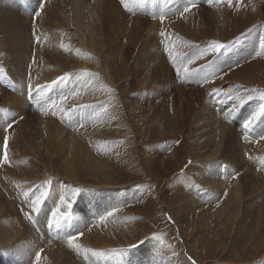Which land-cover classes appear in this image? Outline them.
<instances>
[{
  "label": "bare ground",
  "instance_id": "1",
  "mask_svg": "<svg viewBox=\"0 0 264 264\" xmlns=\"http://www.w3.org/2000/svg\"><path fill=\"white\" fill-rule=\"evenodd\" d=\"M116 1L0 0V51L4 50V55L0 57V264H197L201 260L196 259L195 262L193 253L198 252L190 251L188 246L190 256L183 251L179 242L169 241L166 245H160L154 242L153 237L138 243L131 248L132 251L124 248L106 250L107 245L113 243L112 238L105 235L107 220L113 225L126 223L127 220L128 213L117 207L122 204L117 195L129 196L127 192H134V189L110 188L106 185L99 187L98 191H88L78 186L72 187L70 175L75 172V163L72 159L60 163L63 154L66 158L73 157L70 152L66 153L69 145L75 156H85L74 159L82 161L86 167L95 164L102 166L109 178L107 160L114 158L121 165L120 161L135 160L134 156L152 176H159L162 164L176 162L179 157V146L168 157L162 156L167 152L162 151L163 143L143 146L145 129L151 128L158 133H178L176 126L186 121L183 109L185 101L189 100L190 108L193 106L191 110H195L196 103L185 94L187 90L184 93L171 92L174 90L173 84L176 86L177 69L185 72L183 66L192 64L193 59H188L186 50H192L197 38L202 37L213 10L202 2L197 3L200 10H193L192 16L179 14L175 19L163 21L157 29V26H152L149 15L152 1L144 0L145 5L132 2L131 8L137 13L129 18ZM248 1L254 4L255 11H259V0ZM237 4L240 5L235 11L240 13L245 3L240 0ZM30 6H35L34 17H38L34 26L36 38L31 35L33 15L26 10ZM200 11L207 15V19L199 17ZM227 18L225 13L219 15L217 20L226 25ZM51 19L56 24H69L65 46H61L63 40L59 33L63 31V26L54 27ZM259 27L263 28V25ZM105 30L107 33L104 34ZM110 33L119 36L118 45L104 49L102 40ZM16 37L22 38L29 47L14 45ZM44 40H48L45 46ZM249 46L252 47L251 44ZM118 48L122 49L120 61L116 60ZM81 49L85 53H81ZM243 49L245 44L235 48V52L241 54ZM64 53H67V59ZM160 53L168 57L173 65L170 70L175 73L170 74L164 65L156 63V54ZM91 58L94 59L91 61ZM68 64L70 67L86 64V68L93 65L96 71L91 73L92 76L85 69L80 74L81 78L76 80L74 77L76 83L72 86L69 81L73 74L64 70ZM124 74L127 78L121 81L128 82L121 85L118 80ZM225 76L223 74L222 77ZM232 77L234 73L229 74V78ZM135 83L140 86L141 92L133 97L130 90ZM217 94H221L220 100H205L203 109L198 113L200 127L206 126L202 130L203 134H207V139L203 145L195 142L192 146L195 156L202 155L201 147L205 146L204 155L212 158L208 166L199 164L200 170L194 176L207 191L197 192L195 187L186 185L182 174H176L174 177L178 180L180 192L178 211L181 208L195 210L203 202L210 204L209 200L216 197L213 188L220 190L224 196L238 190L243 194L258 190L257 180L263 173L257 172L254 165L261 163L264 168V138L260 140L264 135L261 128L264 127L259 123L264 115H258L249 127H245V123L253 113L259 112L264 101L252 98L244 104L241 97L237 99L236 94H226L220 88L213 95ZM62 96L67 99L61 100ZM222 100L228 106V112L222 109ZM128 102L150 104V108H131L128 115ZM176 102L180 103L178 108ZM80 103L84 113L79 111ZM109 103H115L121 112V115L113 116V120L109 119L113 114L111 110H104ZM106 117H109V122ZM124 117H129L132 125L127 121L121 123ZM130 126H133L134 133H108L112 127L122 130ZM253 135L258 137L254 139ZM251 146L254 151L252 158L249 156ZM88 154L94 157L86 158ZM250 177L256 183L247 186ZM40 180L42 182H38ZM235 182L237 188L234 187ZM43 191H47L48 195L43 197L39 210L33 211L31 201ZM61 197L67 207L61 205ZM57 206L62 212L67 211L68 215L59 225L50 227L48 221L52 219L51 214ZM87 223H93V227H96L94 232L85 228ZM79 233L82 235L73 242L79 247H70L68 237H76L78 235L75 234ZM129 253L144 256L136 255L137 258L133 260H125Z\"/></svg>",
  "mask_w": 264,
  "mask_h": 264
},
{
  "label": "rangeland",
  "instance_id": "2",
  "mask_svg": "<svg viewBox=\"0 0 264 264\" xmlns=\"http://www.w3.org/2000/svg\"><path fill=\"white\" fill-rule=\"evenodd\" d=\"M151 1L153 3L152 7L150 9L148 7L145 8V13L149 9V15L153 22L152 26H157V29L161 26L163 21L175 19L179 14L192 16L193 10H200L197 7L200 2L213 10L210 13L211 21L204 26L206 29L203 31L202 37L200 38L199 36L197 38L193 44L195 47L192 50L189 48L186 50L188 51V53H186L188 59H193L191 64L192 67L191 65L189 66V64L188 66H183L184 69L185 66L189 69L187 73L182 72V70L176 71V73L171 71L170 69L173 65L169 62L165 54H156L155 57L156 63H160L162 66L164 65L163 67L167 68L166 71H169L170 74H176L174 80L176 86L173 84L172 89L174 90H172L171 94H174V91L177 93H184V90H187L188 93L185 94L188 95L196 105L195 110L192 111L191 108L193 106L190 108L191 104L189 100L186 102L183 98L185 101L183 109L186 113V121L176 126V128H178V133H158V131L151 128L150 130L145 129L146 140L142 145L153 146L163 143L162 151H167L162 155L163 157H168L174 153L179 146V150L177 151L179 157L175 160L176 162H166L162 164L159 168L161 173L159 176H152L149 170L134 156L135 160L120 161L121 165L117 164L114 158H111L110 161L107 160L106 163H108V171L111 177L109 178L104 173L102 166H97L96 164L92 166L89 163L90 167H86V164H83L82 161L74 159L85 158V156L83 154L75 156L72 153V146L69 145L66 147V153L70 152V155L73 157L66 158L63 154L60 163L67 162L70 159L75 163V172L70 175L72 179L70 184L72 187L78 186L82 188V190L88 191H98L99 187H105L106 185L110 188L134 189V192H127L129 196L122 197L117 195L121 198L122 203L121 205H117V207H120L119 209L124 213H128V215L126 223L122 221L123 223L120 225H113L108 223V220L107 223H105V235L111 237L113 240V243L107 245L105 248L106 250L124 248L128 249V251H132V247L138 245V243L144 242L149 237H153L154 242L160 245H166L169 241L176 242L177 244L180 243V247L188 256L191 255L189 250H195L198 254L193 253L195 257H193V259H195V262L201 259L196 262L197 264H264V168L261 163L254 165V169H256L257 172L263 173L258 179L259 181L257 180L258 190H256L255 193L243 194L241 190H238L236 192H231L228 196H224L221 194L220 190L213 188L212 190L215 192L216 197L209 200L210 204L207 205L203 202L197 209L189 211L184 208L178 211L180 192L177 184L178 180L176 181L174 177L176 174H182L188 187H195L197 192L199 190H206V187L197 183L194 176L197 175L201 166H208V162H210L212 158L204 155L206 152L204 151L206 149L205 146L201 147V152L203 154H196L195 156L192 146L195 142L198 145H203L207 139V134H203L204 130H202L206 126L200 127L198 113L203 109L206 103L205 100H220L221 94L213 95L217 89H222L226 94H236L238 97H241L244 104L252 98V100H259L258 98H260L264 101V0H259L258 2V4H260L259 11H255L254 4H250V1L247 2V0H243L245 5L240 13H236L235 11L238 5H240L237 4V1L240 0H231V4L228 3V0H192V3L196 5L195 7H189V0H163L162 2L159 0H149L150 3ZM116 2L120 9L124 11L126 18L137 13L135 9L131 8L132 2H134L133 0H127V8L121 3V0H117ZM44 3H46V1ZM143 5H145V2H143ZM186 7H189L188 11L184 10ZM30 8L26 7L28 13L33 15L31 16L32 21L30 24L32 27L31 35L32 38H36L37 33L34 26H36L38 17H34L36 12L35 6H30ZM225 13L228 16V22L226 25L220 24L221 21L217 20L218 16ZM138 15L140 16L141 14ZM199 17L203 20L207 19V15L203 14L202 11H200ZM50 23L54 27L63 26V31L60 30L62 32L57 30L54 31L60 33V38L63 40L62 45L65 46L68 38V31L70 30L69 24L63 22L61 24H56L54 19H51ZM260 25H263V28L259 27ZM41 27H43L42 24ZM243 27L245 28L243 29ZM255 31L257 32L254 33ZM105 33H107V30L104 31V34ZM118 39L119 36H112L111 33L108 34L106 38L102 40L104 49L117 46ZM14 41H16L14 45L17 47H29L20 37H16ZM47 42L48 40H44V46ZM213 42H218L224 45V47L218 52H212L208 49H210ZM244 44L245 49H243L241 54L235 52V48L241 47ZM250 44L252 46L251 48L249 46ZM196 47H200L198 50H202L198 51ZM206 50H208L207 54L201 56V53H204ZM3 51L4 50L0 51V57L4 55ZM81 53L85 52L81 49ZM116 53V60L120 61L122 49H116ZM192 54H194V56ZM198 56L200 57L199 59H197ZM64 57L65 59L68 58L67 53H64ZM94 58H91V61ZM85 69L89 70L90 75L94 76L91 74L96 71L93 65L90 68H86V64H77L73 67H70L69 64L64 66L66 72L73 74L69 81L72 86H74V82L76 83L78 77L81 78L80 74H83V72L86 71ZM230 73L231 75L234 73V77L229 78ZM223 74H226L224 78L222 77ZM183 75H186V77ZM85 77L86 75L84 79H86ZM125 78H127V76L124 74L123 78L118 80L121 85L128 82L121 81ZM128 78L130 79L129 75ZM205 78L207 82H205ZM130 92L134 95L133 97H135L141 92V88L135 83L131 85ZM243 100H245V102ZM178 103L179 102H176V108H178ZM221 105L222 109L228 107L223 100ZM81 108L79 111L84 113L85 110ZM131 108L136 110L143 108L148 109L150 108V104L144 105V103L137 102L132 104L128 102L126 104L127 114L130 113ZM212 108L215 109L213 106ZM3 110L7 111V109ZM74 110L76 111V107ZM104 110H111V114H114L110 115V118L108 117L110 120H113V116L118 113L121 115L120 109L117 108L115 103L107 104ZM215 110L217 111V108ZM181 111L177 113L181 114ZM189 112L191 115H189ZM188 116H191L189 120ZM108 118L106 117V120ZM259 118H262V116ZM74 119L76 120V118ZM109 119L107 120L108 122ZM263 119L264 116L261 122H259L262 124V127H264ZM87 120H89L88 111H86V121ZM124 121L132 125L129 117H124L121 123ZM80 123L82 124L83 122ZM110 123L112 124L113 121ZM114 127H112L113 129H109V131H111H108L110 135L111 133L116 134L119 131L134 133L133 126L125 127L122 130H115ZM194 128L198 129L194 130ZM261 129L264 131V128ZM255 130L260 129L255 128ZM253 137L256 139L258 136L253 135ZM260 140L263 141V138H260ZM140 142L139 144L141 145ZM253 145L255 144L253 143ZM251 149L252 151L249 152L250 158L253 157L254 153L252 146ZM183 155H185V157H183ZM88 157H94V155L88 154L86 158ZM180 157H182V159ZM72 161L70 162L73 164ZM38 182H42V180ZM254 183L256 182L250 177L247 186L254 185ZM234 187L237 188L236 182L234 183ZM108 200H111V198H108ZM177 221L178 223H176ZM85 228H89L94 232L96 227H93V223H87V225L85 224ZM75 235H78L76 237L81 236L80 233ZM187 246L190 248L189 250ZM136 255L137 257L144 256L143 254L140 255V253H129L125 260H133L137 258ZM5 257H7V255H5ZM134 264L138 263L136 262Z\"/></svg>",
  "mask_w": 264,
  "mask_h": 264
},
{
  "label": "snow or ice",
  "instance_id": "3",
  "mask_svg": "<svg viewBox=\"0 0 264 264\" xmlns=\"http://www.w3.org/2000/svg\"><path fill=\"white\" fill-rule=\"evenodd\" d=\"M135 3L138 4H143L144 0H134ZM121 3L124 4V6L127 8L128 7V3L127 0H121ZM228 3L231 4V0H228ZM196 5L194 3H192V0H189V7H195ZM43 6L41 5V8ZM189 7H186L184 10L188 11ZM39 13H37L38 15ZM161 35H164V33H161ZM63 46V45H61ZM224 47V45L218 43V42H213L210 46V51L212 52H218L220 49H222ZM206 50L204 53H201L202 55H206L207 51ZM172 54L170 53V56ZM200 57L198 56L197 59H199ZM189 63H191V61H189ZM185 72L187 73L189 71V69L185 66ZM177 71H179V69H177ZM205 82H207V79L205 78ZM215 91V90H214ZM73 96L76 95V93H72ZM231 98V97H230ZM61 100H65L67 99L66 97H60ZM237 99H239V97H237ZM53 104H55V101L52 102ZM53 114H55V112H53ZM258 115H264V104L260 105V109L258 113H253L252 116L249 117V119L247 120V122L245 123V127H249L251 125V123L257 118ZM9 127H11V125H9ZM264 138V137H262ZM5 159H7V156L5 155ZM48 193L47 191H43L40 192V194L38 196H35L34 199H32L31 201V208L33 211H38L39 210V205L42 203L43 197L47 196ZM61 205H64L65 207H67L66 205V201L64 200L63 197H61ZM52 219L48 221L49 226L51 227L52 225H59L60 221L66 217L68 215L67 211H61L60 210V206H57V208L52 212ZM109 215H111V213H109ZM82 235V233H81ZM77 239V237L75 236H69L68 237V243L70 247H79L78 245H75L73 242ZM85 259H87V256H85ZM37 261H39V254H37Z\"/></svg>",
  "mask_w": 264,
  "mask_h": 264
}]
</instances>
